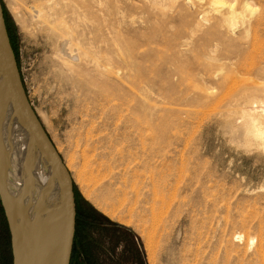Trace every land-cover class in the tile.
<instances>
[{"label":"rangeland","instance_id":"374dc122","mask_svg":"<svg viewBox=\"0 0 264 264\" xmlns=\"http://www.w3.org/2000/svg\"><path fill=\"white\" fill-rule=\"evenodd\" d=\"M2 3L74 181L71 264H264V137L243 112L264 105V0Z\"/></svg>","mask_w":264,"mask_h":264},{"label":"water","instance_id":"95a60500","mask_svg":"<svg viewBox=\"0 0 264 264\" xmlns=\"http://www.w3.org/2000/svg\"><path fill=\"white\" fill-rule=\"evenodd\" d=\"M0 87L12 119H0V134L20 138V150L0 159V200L8 222L13 264H71L77 228L72 174L46 130L25 88L0 0ZM8 133V134H7ZM11 135L13 137H11ZM44 172L39 198L44 208L59 206L57 222L27 254L17 212V188L32 170Z\"/></svg>","mask_w":264,"mask_h":264},{"label":"bare ground","instance_id":"6f19581e","mask_svg":"<svg viewBox=\"0 0 264 264\" xmlns=\"http://www.w3.org/2000/svg\"><path fill=\"white\" fill-rule=\"evenodd\" d=\"M35 12L39 14V10H35ZM263 106V104H258V101H256V99L253 100L252 98H250V100L246 102L243 111L245 115L247 114L246 117H249V119L243 118L245 119V121L247 120V124H244L246 126L244 127L245 130L246 128L249 129L257 138L264 137V126L257 121L258 118L256 117V113L262 111V109L264 108ZM3 118L7 120L12 119L10 113H8L7 105L3 99L0 87V119ZM11 137L13 136L11 135ZM79 140L88 142L89 134L83 133L82 137H79ZM20 141L21 140L19 137L8 139V136L6 134H0V159L3 161L10 155L17 153L23 146ZM77 145L79 146V144ZM85 146H87V144ZM86 151V148H84L83 156L88 161V154ZM44 178L45 174L42 170H32L25 182H23V184H21L17 188V212L28 255L30 254V248H35L37 245H39L40 240L49 230L53 229L55 223L57 222V212H59L58 204L57 207H55L56 205L54 206V209L44 208L38 195L40 189L43 186L42 183L44 182ZM153 185V192L156 196V185ZM155 201L156 199L154 200V203H156Z\"/></svg>","mask_w":264,"mask_h":264},{"label":"trees","instance_id":"16d2710c","mask_svg":"<svg viewBox=\"0 0 264 264\" xmlns=\"http://www.w3.org/2000/svg\"><path fill=\"white\" fill-rule=\"evenodd\" d=\"M78 219V218H77ZM78 220H77V228H76V235H75V242H74V248H73V254H72V257L74 255V252L76 251V239L78 237Z\"/></svg>","mask_w":264,"mask_h":264}]
</instances>
